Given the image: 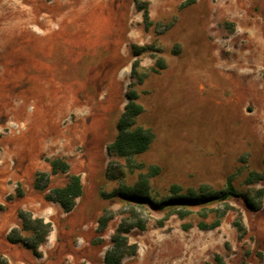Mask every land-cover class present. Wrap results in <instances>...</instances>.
Wrapping results in <instances>:
<instances>
[{
	"label": "rangeland",
	"instance_id": "374dc122",
	"mask_svg": "<svg viewBox=\"0 0 264 264\" xmlns=\"http://www.w3.org/2000/svg\"><path fill=\"white\" fill-rule=\"evenodd\" d=\"M130 90L155 139L128 161L109 146ZM56 157L82 177L75 209L25 202L48 212L56 250H6L16 261L0 264H103L118 231L137 244L122 264H264V0H0V177L11 163L30 181ZM142 179L155 202L174 185L236 195L186 208L121 194ZM15 194L0 191V211L24 204Z\"/></svg>",
	"mask_w": 264,
	"mask_h": 264
},
{
	"label": "trees",
	"instance_id": "16d2710c",
	"mask_svg": "<svg viewBox=\"0 0 264 264\" xmlns=\"http://www.w3.org/2000/svg\"><path fill=\"white\" fill-rule=\"evenodd\" d=\"M146 20L149 18V11L145 12ZM134 65V69H135ZM163 63L160 68H164ZM158 71V70H156ZM129 101L125 105V110L121 114L117 124L118 134L113 143L109 146V151L114 155L125 158L131 161L135 156L147 151L155 139V133L152 129L138 124L137 117L144 112V106L138 101L139 94L135 90H130L127 94ZM52 170L38 171L36 173L35 187L38 190L46 191L45 198L48 201L59 203L65 212L73 211L77 205V201L84 193V185L80 174L71 173V165L62 157L48 159ZM66 173L68 175V184L64 187H55L49 189L51 175L57 173ZM156 174L157 172L154 171ZM152 173L151 175H154ZM143 177V176H142ZM145 178H148L146 175ZM251 179L260 180L262 175L252 172ZM174 196L169 197L167 200L155 202L151 200L148 189V180L142 179L140 185H137L132 192H121L131 200L140 203H151L157 207H165L169 204H181L187 207H195L201 204H208L215 201H227L231 196L236 195V190L232 184H228L225 189L211 190L205 192L204 190L190 191L187 194H181L182 189L174 185L171 188ZM24 195L21 189V184L18 185L15 197H22ZM14 196L10 195L8 199ZM185 208V209H186ZM178 213L181 217L188 215V210H180ZM19 216L22 219V231H32L34 233V241L30 244L24 237L18 233L16 237L9 235L11 242H22L27 247L32 248L37 252V248L48 241L50 232L52 231V223L46 222L43 218L34 217L31 212L20 210ZM221 223L220 220L212 223L211 225L202 222V228H215ZM144 227V226H143ZM18 232V230H14ZM114 245L110 248L105 255L103 264H122V260L127 255H133L137 252V244H130L128 237L118 231L113 239ZM216 264H223L222 258L217 256ZM215 264V263H212Z\"/></svg>",
	"mask_w": 264,
	"mask_h": 264
},
{
	"label": "crops",
	"instance_id": "0c3cea01",
	"mask_svg": "<svg viewBox=\"0 0 264 264\" xmlns=\"http://www.w3.org/2000/svg\"><path fill=\"white\" fill-rule=\"evenodd\" d=\"M15 163H17V167L16 168H18L21 165L20 161H16L15 160ZM7 165L10 168H8V170H9L8 173H5V175L3 174V176L0 177V191H2V192L5 191L6 193H13L15 191V187H16V190H17L18 185L21 184V188H22V190L24 192V195L22 197H17V198H19L18 201H21V202L23 201L24 204L22 206H21V204H20V206L18 204L17 205L15 204L14 207L13 206H9V208L7 207V208H5V210L0 211V256L1 255L7 256L6 254H4V252L6 250H7V252H9L10 250H13V249H16V248H22L28 254H30L29 251L33 252V255L37 258L35 262L42 261V259L46 257L45 256V251L43 249L47 250V245H48V247H51V248L53 247L51 250H47L48 257H49L51 255V252L54 249L56 250L55 246L59 242L58 236L55 234L56 226L54 224H52V231L49 234L48 241L46 243L40 245L37 248V252L34 251L32 248L27 247V245H25L22 242H11L8 237H9L10 231L12 229H14V228L19 229V232H20L21 235H22L23 232H27V231H22V229H21L23 222H22V219L19 216V211L20 210L31 212L34 217L43 218L46 222H51L52 221V220H50V217L47 216L48 212H46V214L37 213V211H35V208H33V206H31L29 208V206H27V204L25 203V202H27V200H26V199H28L27 197H29L31 195L32 196L40 195V198L42 200H45V201L49 202L45 198L46 191L38 190L35 187L36 175H34V173L36 174L37 170L38 171H51L52 167H51L49 162H46V161H43L42 159H39L38 160V165L35 168L31 169L32 177L30 178V181H26L25 177L22 176L21 174L12 172L11 163H7ZM70 165H71V168H72V166H73L72 163H70ZM62 174L66 175V177L64 176L65 178L62 179V181L60 183H56V182H58V177L60 175H62ZM50 179H51V181L49 182V185H48L49 189H52V188H55V187H64V186H66L68 184V176H67L66 173H61L60 172V173H57V174H53ZM12 180H14V182H15L14 184H11L10 181H12ZM27 182H28V187H26V183ZM50 183H51V185H50ZM83 185H84V183H83ZM39 193H41V194H39ZM84 194H85V189H84L83 195ZM83 195H82V197H83ZM82 197H80V198H82ZM79 199H78V201H79ZM66 225H69V222H67ZM66 230H67V228H66ZM1 247H3V248H1ZM41 251L44 252V257H43V253ZM7 257L10 259V261L12 263H13V261L14 262L16 261L15 257L12 256V255L7 256ZM60 257H61V259L69 262L67 260V256L66 255L61 254L59 256V258ZM51 258H50V260H51ZM50 260H48L47 264H52V262ZM28 264H34V263H28ZM41 264H42V262H41Z\"/></svg>",
	"mask_w": 264,
	"mask_h": 264
}]
</instances>
